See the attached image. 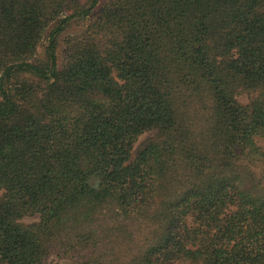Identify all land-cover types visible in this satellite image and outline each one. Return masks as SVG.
<instances>
[{
	"label": "trees",
	"instance_id": "1",
	"mask_svg": "<svg viewBox=\"0 0 264 264\" xmlns=\"http://www.w3.org/2000/svg\"><path fill=\"white\" fill-rule=\"evenodd\" d=\"M263 134L264 0H0V264H264Z\"/></svg>",
	"mask_w": 264,
	"mask_h": 264
},
{
	"label": "rangeland",
	"instance_id": "2",
	"mask_svg": "<svg viewBox=\"0 0 264 264\" xmlns=\"http://www.w3.org/2000/svg\"><path fill=\"white\" fill-rule=\"evenodd\" d=\"M104 0H102L103 2ZM93 18V14L90 15L89 17H87L86 19L82 20L79 24H74L72 25L70 28H68L60 37V44H59V49H58V57L59 59L62 58V55H63V48H64V43H63V39L66 37V36H72V35H75L76 33H78L80 30H82L85 25L89 22L90 19ZM42 47L39 49V54L41 53L42 54ZM239 100L241 102H246V96L245 95H241L239 96ZM154 134V131H148V132H145L143 134H141L137 141L134 143V146H133V152L136 151V149L149 137H151L152 135ZM257 142H258V145L261 146L262 148H264V134L260 137L257 138ZM38 220V216H29V217H23L21 219V221L23 223H26V224H29V223H33L35 221ZM46 260L50 263H53V264H72V259L71 258H60L58 256H56L55 254H51V255H48L46 257Z\"/></svg>",
	"mask_w": 264,
	"mask_h": 264
}]
</instances>
